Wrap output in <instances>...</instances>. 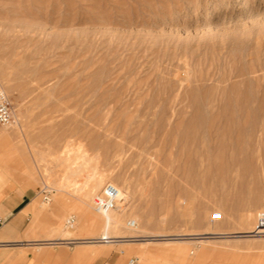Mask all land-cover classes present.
I'll return each mask as SVG.
<instances>
[{
	"label": "rangeland",
	"instance_id": "obj_1",
	"mask_svg": "<svg viewBox=\"0 0 264 264\" xmlns=\"http://www.w3.org/2000/svg\"><path fill=\"white\" fill-rule=\"evenodd\" d=\"M0 88V190L35 196L44 264H264V0H0ZM67 149L88 158L76 191ZM107 182L108 233L134 241L38 244L70 215L100 236Z\"/></svg>",
	"mask_w": 264,
	"mask_h": 264
},
{
	"label": "crops",
	"instance_id": "obj_2",
	"mask_svg": "<svg viewBox=\"0 0 264 264\" xmlns=\"http://www.w3.org/2000/svg\"><path fill=\"white\" fill-rule=\"evenodd\" d=\"M34 198L33 194L0 190V264H44L50 261L49 258H39L38 254L34 253L35 244L33 237H31L32 233L28 236L26 231L31 220V214L28 211L34 209V202H32ZM86 225L94 227L90 222ZM72 230L73 228H67L61 237L43 239L38 244H99L93 242L94 240H79L81 238L76 236ZM77 252L83 253L82 249H78ZM94 264L98 263L95 262Z\"/></svg>",
	"mask_w": 264,
	"mask_h": 264
},
{
	"label": "built area",
	"instance_id": "obj_3",
	"mask_svg": "<svg viewBox=\"0 0 264 264\" xmlns=\"http://www.w3.org/2000/svg\"><path fill=\"white\" fill-rule=\"evenodd\" d=\"M13 122L14 115L10 102L4 91L0 88V126H9ZM42 200L44 203L48 204L51 201V191L48 189H43ZM120 200L121 195L118 188L115 185L107 182L93 196L92 206L96 212H104L117 208V204ZM74 222L75 218L73 215H70L66 220V224H72ZM128 225L133 227L135 225V221H130ZM256 226L258 229H264V212H259L257 214ZM134 263H136V257H131L128 260V264Z\"/></svg>",
	"mask_w": 264,
	"mask_h": 264
},
{
	"label": "bare ground",
	"instance_id": "obj_4",
	"mask_svg": "<svg viewBox=\"0 0 264 264\" xmlns=\"http://www.w3.org/2000/svg\"><path fill=\"white\" fill-rule=\"evenodd\" d=\"M80 153H83L82 150L80 151ZM78 154L77 152H73L71 151V149H67L65 154H64V157H63V162H65V175H64V186H69L71 187V189L73 190H78L77 187H76V182H74V180L72 179V177L76 174H79V173H82V170L84 168V166L87 164V161H88V158L86 157V155L83 153V154ZM89 157V156H88ZM88 166V165H86ZM85 166V167H86ZM90 167V166H89ZM86 172V171H85ZM89 172V171H88ZM94 172V171H92ZM87 173V172H86ZM90 175V174H89ZM88 176V174H87ZM75 179V178H74ZM91 179H94L92 180V184H90V190L88 189L87 187V190L92 194L94 193L98 188L101 187L102 183H103V178L100 176V175H97L95 176V178L93 177V174L91 175ZM89 177H88V180H91ZM110 182V181H109ZM87 183V182H86ZM76 184V185H75ZM112 184V183H111ZM115 185V184H113ZM81 186V185H80ZM83 186V185H82ZM116 186V185H115ZM119 190V193L121 195V189L116 186ZM80 189V187H79ZM81 191V190H80ZM88 192V193H89ZM89 193V194H90ZM122 199V197H121ZM121 201V200H120ZM119 201V202H120ZM118 202V203H119ZM118 204H117V208H118ZM122 207V206H120ZM112 210V209H111ZM102 214V219L104 221V225H103V229H102V233L100 236L94 238L95 240L93 242H97L99 244H103V243H108V242H113V241H127V242H132L134 241L135 239L133 238H125V237H120V239H114L113 236H110L109 233H108V229H109V224H110V215H109V210L107 211H104V212H101ZM67 220V219H66ZM130 221H134V220H130ZM130 221H127V225ZM67 228L69 229H72L74 228V223L72 224H66L65 225ZM129 226V225H128ZM131 227V226H129ZM135 227V225L133 226ZM131 227V228H133ZM183 237V236H182ZM93 238V237H92ZM170 238V237H169ZM186 238V236L184 237ZM188 238V237H187ZM190 238V237H189ZM178 239H181L180 237H172L171 240H178ZM151 240V239H150ZM148 241V240H147ZM176 242V241H175ZM180 242V241H178ZM183 242V241H182ZM148 243V242H147ZM169 243V242H168Z\"/></svg>",
	"mask_w": 264,
	"mask_h": 264
}]
</instances>
